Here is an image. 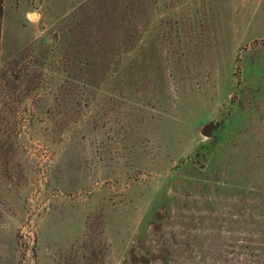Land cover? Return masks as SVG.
Returning <instances> with one entry per match:
<instances>
[{"label": "rangeland", "instance_id": "374dc122", "mask_svg": "<svg viewBox=\"0 0 264 264\" xmlns=\"http://www.w3.org/2000/svg\"><path fill=\"white\" fill-rule=\"evenodd\" d=\"M0 264H264V0H0Z\"/></svg>", "mask_w": 264, "mask_h": 264}, {"label": "water", "instance_id": "95a60500", "mask_svg": "<svg viewBox=\"0 0 264 264\" xmlns=\"http://www.w3.org/2000/svg\"><path fill=\"white\" fill-rule=\"evenodd\" d=\"M212 125L211 124H209V125H207V126H205L202 130H201V134H202V136H204V137H209L210 135H211V133H212Z\"/></svg>", "mask_w": 264, "mask_h": 264}]
</instances>
